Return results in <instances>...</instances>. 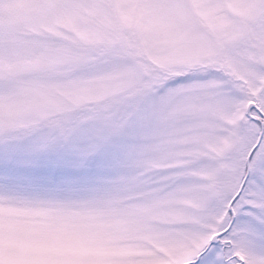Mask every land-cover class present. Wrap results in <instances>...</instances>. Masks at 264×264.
Instances as JSON below:
<instances>
[{"label": "snow or ice", "instance_id": "1", "mask_svg": "<svg viewBox=\"0 0 264 264\" xmlns=\"http://www.w3.org/2000/svg\"><path fill=\"white\" fill-rule=\"evenodd\" d=\"M0 264H264V0H0Z\"/></svg>", "mask_w": 264, "mask_h": 264}]
</instances>
